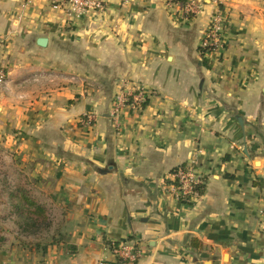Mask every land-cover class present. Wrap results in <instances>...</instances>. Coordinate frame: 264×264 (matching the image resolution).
<instances>
[{"label":"crops","instance_id":"1","mask_svg":"<svg viewBox=\"0 0 264 264\" xmlns=\"http://www.w3.org/2000/svg\"><path fill=\"white\" fill-rule=\"evenodd\" d=\"M100 1L70 22L51 0H0L9 198L62 219L50 241L21 242L0 216V264H116L110 246L128 240L136 264H264V0H219L226 46L208 60L209 0L187 25L164 0ZM124 85L149 99L114 119ZM193 163L203 191L187 205L170 173Z\"/></svg>","mask_w":264,"mask_h":264},{"label":"built area","instance_id":"2","mask_svg":"<svg viewBox=\"0 0 264 264\" xmlns=\"http://www.w3.org/2000/svg\"><path fill=\"white\" fill-rule=\"evenodd\" d=\"M28 2L29 0H25ZM53 6L61 8L70 22L77 21L90 12H104V4L100 0H51ZM214 6L207 28L198 46L200 55L205 60L217 55L225 49L228 18L219 4V0H209ZM201 3L197 0H164V7L168 13L180 24H189L201 11ZM0 40V50L2 48ZM5 73L0 67V82H3ZM149 92L141 85L123 86L113 97L112 116L116 119L124 108L134 113H141L149 99ZM86 128L94 125V117L89 115L80 121ZM196 164L175 169L170 173L173 180L172 195L176 201L189 205L198 197L197 188L203 183V177L195 169ZM110 253L116 264H136L143 256L137 242L125 241L111 244Z\"/></svg>","mask_w":264,"mask_h":264},{"label":"rangeland","instance_id":"3","mask_svg":"<svg viewBox=\"0 0 264 264\" xmlns=\"http://www.w3.org/2000/svg\"><path fill=\"white\" fill-rule=\"evenodd\" d=\"M2 83L3 82H0V84ZM7 155L8 153H6V155L3 152L0 153V163H3L4 165L8 163ZM4 172H6L5 175L3 174ZM8 172L9 170L3 171L0 166V216H4V218L8 219V221L5 222V231L3 230L4 235L7 236V234H9L10 238L21 242H34L35 240L43 242L50 241L52 237L57 235V232L60 229L62 220L60 213L58 214L55 209L56 207L50 204V212H47V215L44 216L45 221L38 219L37 221L40 224L37 225L38 227L35 230L27 232L22 229V227L20 228L21 221L14 215V202L9 198L11 190L13 191L15 186L19 183H13V179L11 180L10 178L11 173Z\"/></svg>","mask_w":264,"mask_h":264},{"label":"trees","instance_id":"4","mask_svg":"<svg viewBox=\"0 0 264 264\" xmlns=\"http://www.w3.org/2000/svg\"><path fill=\"white\" fill-rule=\"evenodd\" d=\"M202 191L203 187L200 186L197 188V192L199 195L202 193ZM19 194V205H16L14 207V215L17 216V219L21 221L20 228L22 227V229H24L25 231L31 232L38 227V224H40L37 221L38 219L45 221L44 210L39 205L35 204L32 199L26 197L23 191Z\"/></svg>","mask_w":264,"mask_h":264},{"label":"water","instance_id":"5","mask_svg":"<svg viewBox=\"0 0 264 264\" xmlns=\"http://www.w3.org/2000/svg\"><path fill=\"white\" fill-rule=\"evenodd\" d=\"M37 43H38V46L45 47L46 39H39ZM207 264H209V263H207Z\"/></svg>","mask_w":264,"mask_h":264}]
</instances>
